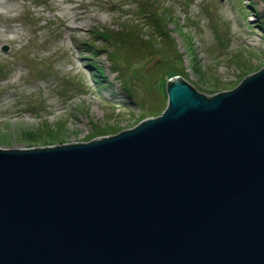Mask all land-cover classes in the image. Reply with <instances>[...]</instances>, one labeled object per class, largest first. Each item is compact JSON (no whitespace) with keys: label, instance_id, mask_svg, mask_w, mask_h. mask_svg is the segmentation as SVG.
<instances>
[{"label":"water","instance_id":"95a60500","mask_svg":"<svg viewBox=\"0 0 264 264\" xmlns=\"http://www.w3.org/2000/svg\"><path fill=\"white\" fill-rule=\"evenodd\" d=\"M166 94L114 135L0 147V264H264V66Z\"/></svg>","mask_w":264,"mask_h":264},{"label":"rangeland","instance_id":"374dc122","mask_svg":"<svg viewBox=\"0 0 264 264\" xmlns=\"http://www.w3.org/2000/svg\"><path fill=\"white\" fill-rule=\"evenodd\" d=\"M143 4L171 33L167 56L148 43L160 28L135 19ZM133 24L132 42L98 34ZM167 58L204 95L235 88L264 66V0H0V147L88 142L159 115Z\"/></svg>","mask_w":264,"mask_h":264},{"label":"trees","instance_id":"16d2710c","mask_svg":"<svg viewBox=\"0 0 264 264\" xmlns=\"http://www.w3.org/2000/svg\"><path fill=\"white\" fill-rule=\"evenodd\" d=\"M148 4H143L140 8H139V11L141 12L140 15H138V17L135 16V19L139 18V17H148V22L146 24H150V25H154L156 27H159V33H156L155 35H158L159 38L163 37V41L161 43H158L156 41V38L154 37L155 35H151L150 37V40H149V45L152 46L153 49H158L159 52H161L163 55L167 56V51H171V45L169 43V40H170V37H171V33L168 31V30H165L163 28V24H160V22L157 20V16L154 14V13H151L148 9ZM163 18H168V14L167 13H163ZM142 26H139L138 24H133L131 26H126L124 27V29L122 30V34H114L115 37H113V35L111 34H106L105 35L101 34V32H99L98 34L100 36H103L107 41H109L110 43H112L111 41H116V44L119 42V41H130L132 42L133 40V37L134 35H138L139 34V31L141 30ZM139 28V29H137ZM130 42V43H131ZM159 45V46H158ZM162 49V50H161ZM100 51V50H99ZM97 52V50H94L92 53H95ZM117 56H115V53L112 52L111 54V59H117L115 58ZM172 59V58H171ZM169 60V58L167 59H164L162 61V66H164V68H166V71L163 73V74H169L168 77H172L173 75L177 74L176 72L173 71V68L172 66H177V68L179 69V66L178 64H174L172 63L173 61L172 60ZM172 65V66H171ZM193 68L196 70V66H193ZM172 71H171V70ZM98 71L102 72L100 70V68H98ZM166 105L164 107L161 108V111L163 109H165ZM51 131L53 130H47V131H42V133H36L35 131H32V130H24L23 132V135L26 136V137H32V138H37L39 136H41L42 134H48L50 133ZM106 133V132H104ZM94 137V136H93ZM92 137H90L89 139L91 140ZM93 139V138H92Z\"/></svg>","mask_w":264,"mask_h":264},{"label":"bare ground","instance_id":"6f19581e","mask_svg":"<svg viewBox=\"0 0 264 264\" xmlns=\"http://www.w3.org/2000/svg\"><path fill=\"white\" fill-rule=\"evenodd\" d=\"M74 17V20L78 22V26H86L87 25V21H89V19H86L88 17L87 14H84L83 12L81 11H76V13L73 15ZM250 20H254V17L251 16L249 17ZM73 34L75 36H77L78 33H76V31L73 32Z\"/></svg>","mask_w":264,"mask_h":264}]
</instances>
